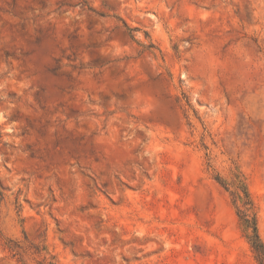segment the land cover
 <instances>
[{"label":"rangeland","instance_id":"rangeland-1","mask_svg":"<svg viewBox=\"0 0 264 264\" xmlns=\"http://www.w3.org/2000/svg\"><path fill=\"white\" fill-rule=\"evenodd\" d=\"M237 183L264 245V0H0V264H260Z\"/></svg>","mask_w":264,"mask_h":264},{"label":"trees","instance_id":"trees-1","mask_svg":"<svg viewBox=\"0 0 264 264\" xmlns=\"http://www.w3.org/2000/svg\"><path fill=\"white\" fill-rule=\"evenodd\" d=\"M218 183L226 188L222 182ZM236 190L232 192V196L235 202L241 203V208L236 212V216L239 219L240 225L245 231V237L248 240L250 248L256 256V260L262 264L264 261V245L260 239L255 214L253 212V204L244 186L239 183L236 184ZM44 264H54L47 262Z\"/></svg>","mask_w":264,"mask_h":264}]
</instances>
